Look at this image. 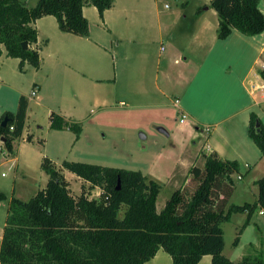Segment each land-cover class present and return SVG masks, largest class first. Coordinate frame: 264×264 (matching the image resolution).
Masks as SVG:
<instances>
[{
  "label": "trees",
  "instance_id": "trees-1",
  "mask_svg": "<svg viewBox=\"0 0 264 264\" xmlns=\"http://www.w3.org/2000/svg\"><path fill=\"white\" fill-rule=\"evenodd\" d=\"M259 3L211 0L210 6L218 15V38L226 39L234 29L246 36L262 33L264 15ZM85 4L94 5L103 18L113 0H37L32 7L22 0H0V54L4 46L8 57L20 59V69L25 62L39 68V48L33 47L38 35L34 22L53 15L61 31L86 36ZM261 75L264 77V69ZM27 108L28 99L21 94L16 111H4L0 117V143L4 138L9 153L22 136ZM5 117L7 123L2 125ZM49 123L51 129H68L76 138L82 130L80 123L55 111L50 113ZM247 132L264 157V124L254 111L250 112ZM27 140L31 141L32 135H27ZM203 156L202 167L194 164L189 169L191 182L174 190L161 210L156 207L160 183L140 170L67 160L57 167L44 157L45 187L27 200L10 198L0 264H145L160 248L173 264H198L206 254L211 255V264H264L262 254H244L237 261L228 258L223 253L222 228L234 213H245L240 234L257 208L264 212V176L255 180L258 192L253 202L235 204L230 197L235 188L233 175L240 172L238 160L222 159L216 151ZM61 169L98 187L100 200L90 198L84 188L74 195ZM6 199L0 191V201ZM238 243L236 236L233 245Z\"/></svg>",
  "mask_w": 264,
  "mask_h": 264
},
{
  "label": "crops",
  "instance_id": "crops-1",
  "mask_svg": "<svg viewBox=\"0 0 264 264\" xmlns=\"http://www.w3.org/2000/svg\"><path fill=\"white\" fill-rule=\"evenodd\" d=\"M22 1H24V4L27 2V0ZM135 1L136 2L132 4L131 0H113L112 6L104 11L103 18H100L98 10L94 5L85 4L82 11L84 16L87 18L89 25V32L86 36L61 31L58 27L57 20L53 15H46L37 19L33 24L38 32L37 42L33 47L39 48L40 67L36 69L28 62H25L22 69H19L21 72L25 73L28 71V76L31 79V86L33 89H36L35 95L31 94L32 91L30 93H26L21 91V89H16L17 91L14 95L7 96L5 90L1 88L5 82V76L9 78L7 71L3 70V65L8 61H14L18 67L20 62L19 58L8 57L4 46H1L0 117L4 111H16L15 108H17L18 98L21 94L25 95L28 99L25 127L22 132V136L14 141L12 153L8 152L7 155H0V158L3 159V161H0V165L4 162L6 165H9V167H13L14 169L11 196L13 195L23 199L16 194L20 191L26 190V186L28 185L26 183L30 180L28 176L18 171L20 145H33L34 130L41 127L38 124V111L41 110L48 115L47 126L51 129L49 127V115L52 111L58 112L73 122L80 123L89 117L90 114L96 113L98 108L105 106L106 104L104 102L106 100V96L112 92H118L123 96L119 99V104L122 105L121 107L153 110L167 105L164 101L165 97H167V90L160 85L159 78L162 76V84H172L173 82H170L168 72L159 70L158 63L160 62V59L162 57L165 59L162 52L164 49L163 45H161V47L157 50L158 55L154 60H152L149 67L147 66L148 64L146 60L147 53L145 51L139 53L137 50L136 54L140 56V58L144 59L142 60L144 63L142 70L140 69L141 67L134 68L132 66L129 70L128 68H122L121 66L117 69V71H115L116 65L114 60L118 57L116 54L121 53L125 46L127 47L124 54L126 56L132 52V49L130 50V48L135 45L137 47L141 44L146 45V43H154L156 41L163 44L164 40H166L176 49V51L172 54L174 56V63H182V78L186 79V69L193 70L191 69V65L193 61L197 60V57H199V65L194 68H201L202 66H205L207 61H209L210 64V60L213 63V68L208 67V71L203 74V77L211 73L213 78L218 79L220 82H226V89L234 88L235 82L232 79H229L230 76L228 70L227 75L222 73L223 78L219 77V63L211 59L215 58L218 60V58H222L224 56L223 52L219 50L220 45L217 40L219 39L217 36L218 15L216 10L210 6L211 0L198 1L201 4L199 8L202 7V11L198 13L195 12V19L189 24L179 23L180 19L186 17L183 15V12L186 10L185 8L189 3L188 0H178L179 3L177 2L174 7L167 3L170 0ZM165 4H168L169 6L165 7ZM203 6L205 7L203 8ZM259 8L264 15V0H260ZM179 24L181 25L180 36L183 37V44L181 48L184 51L186 50L185 53L189 50V48H191L193 55H196L197 59H194L193 57L190 58V56L186 55L184 51L177 49L176 46L178 44L174 41L175 38L173 36V30ZM219 40L220 43L221 41L231 42L236 46L233 49L235 53L232 54H237L239 58L235 59L233 61L234 63H236L239 59L245 58L248 63L243 73H240L238 76V91L232 92L235 94H243L244 103H241L238 107H230V105H228L226 109H235L238 111L243 109L246 114L244 122L247 120V123L249 122L251 111H254L261 119L262 114L260 112H256L255 109L263 107L264 110V77L261 75V68L263 67L262 64H264V31L254 36H246L234 29L226 39ZM145 45H143V47ZM127 57H130V55ZM111 61L113 63L112 65H110ZM150 68L152 70L151 76L153 77L152 82L148 85L149 92L141 93L144 89H139L137 86L135 87V83H137V81H134L135 79L133 76L136 74H149ZM60 70L61 72L58 73ZM120 71L123 73L121 78L118 79L117 74ZM142 71L144 73H142ZM48 78L51 79L52 88L55 91V94L53 97L47 96L46 98V94L48 95L49 92L48 88L47 91L44 90L45 93L43 94H41L40 90L44 89L43 85H45V81ZM15 84L11 86L12 89L16 88ZM214 90L216 91L217 89L215 88ZM155 91L159 93L160 97L154 98L152 95H149V93L151 94ZM58 92H61V95L57 98ZM136 94L141 96L140 98H142L143 101L136 103L138 102V99H140L133 96ZM68 97H70L69 106L65 104V99ZM209 98L211 99V97ZM209 98L207 97L208 101ZM250 103L253 104L252 107H250ZM172 104L178 110L176 126L181 128L182 134L183 132L188 133V137H190L189 140L192 144H194V146L190 147L192 151L188 156V160L184 154H179L181 155L180 157L177 155H175V157L173 156V162L170 165L171 171L168 173L166 181L163 182V184L172 185L173 190L187 186L191 182V174L189 173L191 165H194L193 163L197 165L196 163L200 160V156H202V163H200L201 165H198L202 167L204 164L203 154H209L213 151H216L222 159L238 160L240 164V172L235 174V177L238 175V178L241 177L239 174H246L251 171L254 166L257 168L264 165V157L261 155V152L260 154L254 152L253 161H248V157H244V161H242V159L238 157L239 155L235 153V157H228V154L231 153H227L225 151L227 144L223 143L228 142V137L223 134L218 136V138H220V142L213 139V133L218 135L216 130L220 125L218 122L214 124L211 122L219 116L215 105H208V107H206L203 106L204 103H200L198 106L194 105L189 107L188 104H183L180 100L178 106H175L174 101ZM250 108H253V110ZM226 109L220 110L219 113ZM180 112L186 114V118L182 122L179 121L181 118ZM225 119L226 118H222L220 121ZM245 125L247 129L248 124ZM62 131L70 130L64 129ZM27 135H32L31 141L27 140ZM251 141L253 140L251 139ZM2 147L4 148V145H2ZM202 152L203 154H201ZM49 160L58 167L52 159ZM177 167L187 170L186 174L181 181L178 180L179 182H177V180L171 181L173 170ZM144 175L149 176V174L145 173ZM47 176L48 175L45 173V177L43 179L45 181L44 185L41 187H35L36 189L31 191L32 195L38 189L45 187L48 180ZM153 179L156 180L154 177ZM257 179L252 178L251 185H253V188L251 186L249 187L254 200L257 198V192L254 188L255 180ZM18 183L19 187H17ZM236 186L235 180V188L230 197V202L236 190ZM254 200L249 202H253ZM261 211V208H257V211L253 213L249 221V223H256L260 230H262L261 226L254 220V215L257 213V216H264V212ZM237 214L238 213H234L233 215ZM233 215L231 216V219ZM240 215H242L244 222L246 214L240 213ZM258 220L261 222L259 218ZM262 221L264 222V218H262ZM2 233L0 234V239L2 237ZM261 240L262 245L264 246V233L262 234ZM227 257L230 258L229 256ZM211 259V255L206 254L201 258L198 264H211ZM230 259L233 260L232 258ZM145 264H173V262L170 255L160 248L156 255Z\"/></svg>",
  "mask_w": 264,
  "mask_h": 264
},
{
  "label": "rangeland",
  "instance_id": "rangeland-1",
  "mask_svg": "<svg viewBox=\"0 0 264 264\" xmlns=\"http://www.w3.org/2000/svg\"><path fill=\"white\" fill-rule=\"evenodd\" d=\"M188 1L189 3L185 8L186 10L183 12V15L186 17L180 19L179 23H192L196 16L195 12L198 13L197 9L201 6L198 2L199 0ZM36 2L37 0H27L25 4L27 7H32ZM131 2L133 4L136 1L131 0ZM177 2L178 0H170L167 3L174 7ZM204 7L205 6H203V8ZM180 32L181 25L179 24L173 30V36L175 38L173 39L178 44L176 46L177 49L184 51L181 48L183 37L180 36ZM217 40L220 45L219 50L223 52L224 56L218 58V60L215 58L211 59L219 63V77L223 78L222 73L227 75L228 70L230 76L229 79H232L235 82L233 89H226V82L218 81V79L212 77L213 75H211V73L203 77V74L208 71V67L213 68V63L209 59L210 64L209 61H207L205 66L194 68L199 65V57L193 55L191 48H189L186 53L185 50L184 53L189 55L190 58L193 57L194 59H198L194 60L191 65V69L193 70L186 69V79L182 78V63H174V56L172 55L176 49L172 44L164 40L163 44L156 41L154 43H146V45L141 44L137 47L135 45L130 48V50L132 49V52L129 53L130 57H127L129 55H124L127 48L125 46L121 53H115L119 58L117 57L114 61L116 65L115 71L121 66L122 68L126 67L129 70L132 66L134 68L141 67L140 69L142 70V67L144 66L142 60L144 59L136 54L137 50L139 53L142 51L147 53L146 60L148 64L147 66L149 67L152 60L158 55L157 50L163 45L164 49L162 47V52L165 59H163V57L160 59V62L158 63L159 70L168 72L170 77L169 80L171 83L173 82L172 84H162V76H160V78L158 77L160 85L167 90V97H165V99L163 98L167 103L166 106L155 108L153 110L121 107L122 105L119 104V99L123 96L118 92H112L106 96L104 102L106 104L105 106L98 108L96 113L90 114L89 117L80 122L82 130L79 137H77L78 139L72 131L49 129L47 126L48 115L41 110L38 111V124L41 127L34 130L33 145H20L18 171L28 176L30 180L26 183L28 184L26 190L20 191L16 195L27 200L32 195L31 191L36 189L35 187H41L44 185L45 181L43 179L45 173L41 169L40 163L44 157H48L49 159H52L58 167H60L64 160H67L140 170L143 174H149L148 177H154L156 181H159L161 184L162 188L156 200V206L158 210H161L166 199L169 198L174 191L172 185L163 184V182L166 181L168 173L171 171L170 165L173 162V156L175 157V155H177L180 157L181 155L179 154H184L188 160V156L192 151L190 147L194 146L189 140L190 137H188V133L183 132L182 134L181 128L176 126L178 110L172 104L175 98H178L183 104H188L189 107L194 105L198 106L200 103H204L203 106L206 107H208V105H215L219 116L211 122L213 124L218 122L220 125L216 130L218 135L213 133V139L220 142L218 136H221L222 134L225 135L228 137V142H222L227 144L225 151L231 153L228 154V157H235L234 155L237 154L242 161H244V157H248V161H253L254 152L260 154V151L247 134L245 124L248 123L246 119V122H244L246 114L243 109L240 111L226 109L228 105H230V107H238L241 103H244L243 94H235L232 92L238 91V76L240 73H243L248 63L246 62V58L239 59L234 63L233 61L239 58L237 54H232L235 53L233 49L236 46L231 42L221 41L220 43V40ZM143 45L145 46L143 47ZM125 57L127 58L124 59ZM112 64L111 61L110 65ZM262 66L261 70L264 69V64H262ZM19 69V66L17 67L14 61H8L3 65V70L7 71L9 78L5 76L6 79L4 78L5 82L1 88L5 90L7 96L14 95L17 91L16 89H21V91L26 93H30L33 90L28 71L25 73L21 72ZM151 71L150 68L149 74H136L133 76L135 79L134 81H137L135 87L137 86L139 89H144L141 93L149 92L148 85L152 82L153 77L151 76ZM59 72H61V70L58 71V73ZM122 73L123 72L120 71L117 74L118 79L121 78ZM142 73L144 72L142 71ZM50 78L46 79L45 85H43L44 89L40 90L41 94H43L48 88L49 92L48 95L46 94V98L47 96L53 97L55 94ZM13 84L16 85L15 89H12L11 87ZM215 88L217 89L216 91L214 90ZM60 95L61 92H58L57 98L60 97ZM149 95H152L154 98L160 97L159 93L156 91L151 94L149 93ZM133 96L137 98L141 97L138 94ZM207 97H211V99L209 98L208 101ZM141 101H143L142 98L138 99V102L136 103ZM65 104L67 106L70 105V97L65 99ZM250 104V107H252L253 104ZM222 109L226 110L219 113ZM250 109L253 110V108ZM255 110L262 114L261 119L264 124L263 107L260 109L256 108ZM222 118L226 119L220 121ZM201 154H203V152ZM200 157V160L196 163L197 165H201L200 163H202V156ZM1 160L3 161L2 158H0V161ZM61 171L65 178H68L66 179L69 180L70 190L74 195L80 194L81 190L84 188L85 191H88L90 198L100 200L99 188L91 187L89 183L77 177L72 172L64 169H61ZM186 171L187 170L177 167L173 170L171 181H181L184 178ZM2 173H4V175H2ZM13 174V167H9V165H6L4 162L0 165V191L4 192L9 198L0 201V234L5 225L7 207L12 193ZM239 175H241L240 178L237 177L238 175L236 177L235 174L233 175L237 186L231 198V202L235 204H242L246 201L249 202L254 200L252 192L249 189L250 186L253 188V185H251V179H257L264 176V165L257 168L254 166L251 171L244 175ZM17 187H19V183ZM254 188L255 191L258 192L257 185L254 184ZM256 214L254 215V220L258 222L262 230H260L256 223L250 222L243 228L242 232L238 234L243 223L242 215H240V213L233 215L230 221L222 223L225 241V250L223 253L234 261L240 259L243 254H249L253 257L262 254L264 257V246L261 242L262 234L264 233V222L262 221L264 216H257ZM121 215H123V211L120 212V216ZM258 218L261 222H259ZM236 236H239V243L233 245V240Z\"/></svg>",
  "mask_w": 264,
  "mask_h": 264
},
{
  "label": "built area",
  "instance_id": "built-area-1",
  "mask_svg": "<svg viewBox=\"0 0 264 264\" xmlns=\"http://www.w3.org/2000/svg\"><path fill=\"white\" fill-rule=\"evenodd\" d=\"M168 6H169L168 4H165V7H168ZM35 93H36V89H33L31 94L35 95ZM174 104H175V106L179 105V100L177 98L174 100ZM180 114H181V118L179 121L182 122L186 118V114L182 113V112H180ZM2 145H3V142L1 141V143H0V155H7L8 151L6 150L5 147L3 148ZM3 175H4V173H3ZM261 212H263V210Z\"/></svg>",
  "mask_w": 264,
  "mask_h": 264
},
{
  "label": "water",
  "instance_id": "water-1",
  "mask_svg": "<svg viewBox=\"0 0 264 264\" xmlns=\"http://www.w3.org/2000/svg\"><path fill=\"white\" fill-rule=\"evenodd\" d=\"M22 45H23L24 48L27 47V43H26L25 41L22 43ZM7 120H8V118L5 117V118L2 120L1 124H2V125H5V124L7 123ZM256 126H258V123H257ZM1 141L3 142V141H4V138H2Z\"/></svg>",
  "mask_w": 264,
  "mask_h": 264
}]
</instances>
